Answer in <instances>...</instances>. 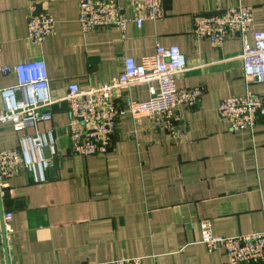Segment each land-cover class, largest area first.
<instances>
[{
	"label": "crops",
	"instance_id": "obj_1",
	"mask_svg": "<svg viewBox=\"0 0 264 264\" xmlns=\"http://www.w3.org/2000/svg\"><path fill=\"white\" fill-rule=\"evenodd\" d=\"M80 0H0L1 62L16 66L42 60L49 79L51 121L15 132L0 125V151L16 149L20 136L52 131L55 154L45 184L34 185L20 170L8 180L0 200V264H225L223 250L201 243V221L212 234L230 238L264 231V115L252 132H232L218 116L224 98L246 90L264 99V82L242 77V44L227 38L216 48L195 40L194 18L237 6L252 10L254 31H264V0H163L165 16L128 24L124 32L100 28L83 33ZM120 5L125 0H117ZM51 15L54 35L41 45L27 38L29 8ZM126 16L130 17L129 11ZM252 43V35L247 36ZM156 45L176 47L186 71L175 78L179 90L203 88L196 108L178 106L172 130L145 118L136 127L121 117L106 154L70 153L67 87L100 86L116 78L125 58L140 60ZM16 84L0 76V90ZM127 93L116 103L124 106ZM148 99L146 85L128 94ZM3 100L0 96V108ZM173 132V133H172ZM12 214L4 230L3 215ZM240 264H264L244 262Z\"/></svg>",
	"mask_w": 264,
	"mask_h": 264
},
{
	"label": "built area",
	"instance_id": "obj_2",
	"mask_svg": "<svg viewBox=\"0 0 264 264\" xmlns=\"http://www.w3.org/2000/svg\"><path fill=\"white\" fill-rule=\"evenodd\" d=\"M129 11L131 16H126ZM163 0H125L120 5L117 0H80L79 25L83 33L100 28L116 29L124 32L128 24L141 29L145 22H157L164 18ZM55 22L51 15L38 13L29 8L27 21L28 40L41 45L54 35ZM195 40H208L219 48L227 38H238L242 49V77L246 85L251 81L264 82V31H254L252 10L237 6L220 14L200 15L193 21ZM252 35V43L247 36ZM186 71L185 58L176 47L156 45L150 56L140 60L125 58L120 74L100 86L80 88L76 84L67 87L64 101L69 108L67 135L70 153L79 157L104 155L107 153L116 125L121 117L131 119L133 127L145 118L172 130L181 121L178 106L196 108L201 104L203 88L179 90L175 78ZM15 76L16 84L1 89L3 107L0 108V125L11 123L15 132L22 133L36 128L40 122L51 121L49 79L45 63L35 60L6 66L1 62L0 76ZM146 85L148 99L132 101L128 94L135 87ZM127 93L124 106L116 101L118 95ZM218 116L232 132L248 130L252 132L258 116L264 115V99L246 90L242 96L227 97L218 106ZM173 133V132H172ZM55 135L52 131L22 135L16 149L0 151V200L8 188V180L20 170H25L34 185L45 184L52 161L45 157L49 150L55 154ZM12 214L3 215L4 230L8 228ZM201 243L208 252L223 250L225 264L259 262L264 258V231L230 238L212 234L208 221H201ZM111 264H142V259H124Z\"/></svg>",
	"mask_w": 264,
	"mask_h": 264
},
{
	"label": "water",
	"instance_id": "obj_3",
	"mask_svg": "<svg viewBox=\"0 0 264 264\" xmlns=\"http://www.w3.org/2000/svg\"><path fill=\"white\" fill-rule=\"evenodd\" d=\"M221 12H216V13H214V14H212V15H216V14H220Z\"/></svg>",
	"mask_w": 264,
	"mask_h": 264
}]
</instances>
